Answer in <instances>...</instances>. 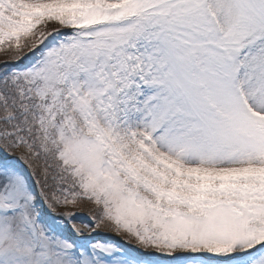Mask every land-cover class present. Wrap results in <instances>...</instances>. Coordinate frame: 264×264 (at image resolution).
<instances>
[{"label": "snow or ice", "instance_id": "1", "mask_svg": "<svg viewBox=\"0 0 264 264\" xmlns=\"http://www.w3.org/2000/svg\"><path fill=\"white\" fill-rule=\"evenodd\" d=\"M0 264H264V0H0Z\"/></svg>", "mask_w": 264, "mask_h": 264}, {"label": "rangeland", "instance_id": "2", "mask_svg": "<svg viewBox=\"0 0 264 264\" xmlns=\"http://www.w3.org/2000/svg\"><path fill=\"white\" fill-rule=\"evenodd\" d=\"M3 56H4L3 52H0V60H3Z\"/></svg>", "mask_w": 264, "mask_h": 264}, {"label": "trees", "instance_id": "3", "mask_svg": "<svg viewBox=\"0 0 264 264\" xmlns=\"http://www.w3.org/2000/svg\"><path fill=\"white\" fill-rule=\"evenodd\" d=\"M5 57L3 56V59H4Z\"/></svg>", "mask_w": 264, "mask_h": 264}]
</instances>
